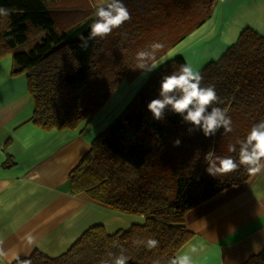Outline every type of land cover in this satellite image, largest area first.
<instances>
[{
    "label": "trees",
    "instance_id": "obj_1",
    "mask_svg": "<svg viewBox=\"0 0 264 264\" xmlns=\"http://www.w3.org/2000/svg\"><path fill=\"white\" fill-rule=\"evenodd\" d=\"M220 0H122L131 19L105 38L81 47L94 21V0H0L9 11L0 16V60L10 56L11 75L24 74L34 104L32 123L43 131L75 130L91 120L122 81L135 79L136 53L153 42L165 48L156 61L210 19ZM110 2L108 0L104 4ZM175 56L143 82L116 120L90 144L68 176L69 192L84 193L110 210L143 218V223L107 233L102 225L87 229L65 253L46 257L38 251L11 264H111L123 252L127 264H160L178 255L190 241L187 213L221 193L244 186L255 173L241 167L213 177L205 155L237 157L251 127L264 121V37L244 29L219 60L199 72L202 86L214 85L233 131L205 137L166 112L156 121L147 104L159 94L162 75L178 68ZM179 139V147L173 142ZM238 159V157H237ZM159 241L147 249L137 240ZM242 264H264V248Z\"/></svg>",
    "mask_w": 264,
    "mask_h": 264
},
{
    "label": "crops",
    "instance_id": "obj_2",
    "mask_svg": "<svg viewBox=\"0 0 264 264\" xmlns=\"http://www.w3.org/2000/svg\"><path fill=\"white\" fill-rule=\"evenodd\" d=\"M246 28L264 37V0H220L210 19L157 60L158 67L179 56L200 72ZM11 70L10 56L0 60V264L33 251L58 256L70 247L72 233L95 225L111 234L143 223L142 217L116 213L84 193L72 195L68 187L69 173L135 87L75 130L43 131L31 121L34 104L26 76L13 77ZM185 225L193 236L178 255L198 244L202 251L194 264H242L258 253L264 248V168L244 186L187 213Z\"/></svg>",
    "mask_w": 264,
    "mask_h": 264
},
{
    "label": "clouds",
    "instance_id": "obj_3",
    "mask_svg": "<svg viewBox=\"0 0 264 264\" xmlns=\"http://www.w3.org/2000/svg\"><path fill=\"white\" fill-rule=\"evenodd\" d=\"M9 11L0 7V16H8ZM94 21L90 24L89 35H81V47L86 48L88 41L95 38H105L114 30L119 29L124 23L131 19L128 8L122 0H110L106 4L96 6L94 9ZM163 42H153L148 49L136 53L137 70L144 74L151 73L158 67L156 52L163 50ZM202 75L188 62L181 63L178 68H173L169 74L161 77L159 94L147 104V110L156 121H163L166 112H171L182 118L183 123L191 125L189 134L199 130L207 137L215 136L218 130L223 133L233 131L232 119L226 110L213 106L220 103L215 86H202ZM181 141L176 139L174 147H179ZM239 145L229 146V152L237 153V157L219 156L215 151L209 149L204 159L208 167V175L217 177L232 173L245 167L249 173L259 172L264 168V121L254 124L246 136L237 141ZM137 244H143L147 249H155L159 241L153 238L137 240ZM202 251L198 244H192L182 254L176 255L168 261V264H194V257ZM128 257L121 252L114 256L111 264H127ZM21 264H30L28 261H21ZM101 264H107L101 261ZM153 264H160L159 259Z\"/></svg>",
    "mask_w": 264,
    "mask_h": 264
},
{
    "label": "rangeland",
    "instance_id": "obj_4",
    "mask_svg": "<svg viewBox=\"0 0 264 264\" xmlns=\"http://www.w3.org/2000/svg\"><path fill=\"white\" fill-rule=\"evenodd\" d=\"M95 3L94 5L96 6H100L102 4H104L105 2H107L108 0H94ZM221 57V56H220ZM219 57V59H220ZM218 59V60H219ZM186 61V60H185ZM217 61V60H216ZM153 72V71H152ZM151 73L148 74H144L141 73L140 75H138L135 79L130 80V81H122L118 87L116 88V90L113 92V94L111 95V97L106 101L105 105H107L106 109H109L112 105H117V103L126 96L128 90L130 87H135L134 91L131 93L130 97H128V100L126 101V103L119 109L118 114L116 115L115 119H113V121L110 123L112 124L116 118L120 115V113L125 109V107L127 106V104L131 101L132 97L134 96V94L138 91V89L141 87V85L143 84V82L150 76ZM115 93V94H114ZM114 103V104H113ZM104 105V106H105ZM104 106L101 108L100 111H102V109L104 108ZM100 111L95 115L96 117H98L100 115ZM94 118V117H93ZM109 124V125H110ZM82 233L80 234H76V233H72L71 236L73 237V240L69 243L68 239L64 240V244L69 243L67 246H71L72 244H74L76 242V240L81 236ZM69 248V247H68ZM65 253V251L63 252ZM62 253V254H63ZM61 255V254H60ZM59 256V255H58ZM56 257V256H55Z\"/></svg>",
    "mask_w": 264,
    "mask_h": 264
}]
</instances>
